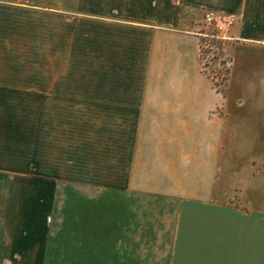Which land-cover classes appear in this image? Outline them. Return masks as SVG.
Returning <instances> with one entry per match:
<instances>
[{
    "label": "crops",
    "instance_id": "0c3cea01",
    "mask_svg": "<svg viewBox=\"0 0 264 264\" xmlns=\"http://www.w3.org/2000/svg\"><path fill=\"white\" fill-rule=\"evenodd\" d=\"M26 1L0 0V264H264V0H52L49 33L41 0ZM78 14L115 17L93 54L76 45ZM209 14L237 18L223 92L192 33ZM27 110L47 178L30 185ZM43 159L74 175L66 262L48 261L59 171Z\"/></svg>",
    "mask_w": 264,
    "mask_h": 264
},
{
    "label": "rangeland",
    "instance_id": "374dc122",
    "mask_svg": "<svg viewBox=\"0 0 264 264\" xmlns=\"http://www.w3.org/2000/svg\"><path fill=\"white\" fill-rule=\"evenodd\" d=\"M61 1V0H60ZM75 2V9L76 11H79L81 9L80 5L82 1L84 0H73ZM89 2L90 6H98L100 5L99 0H85ZM105 1V0H103ZM101 1V2H103ZM41 7L42 10L40 12H42V24L44 26V29L46 30V32H50L49 28H50V24L54 21V17H53V13L51 11V2L52 0H41ZM108 6H113L114 5V0H110V2L107 0ZM104 4V3H102ZM26 5L27 6H31L34 5L32 4L31 0H27L26 1ZM12 17V16H10ZM27 17H31L28 16ZM34 17V16H33ZM66 17H68V22H74L75 24V38H76V45L79 44H83V42H85L86 44H89L90 48H91V53H94V48H98V40L99 36L104 32V29L100 28V24L101 23H105V21L107 23L110 22V20H105V18L107 17V19H115L114 16H105V15H88V16H84L83 14H78V15H66ZM36 19H38L37 21H39V17L38 15H36ZM145 23V22H144ZM147 23V22H146ZM149 23V22H148ZM48 29V31H47ZM208 26L206 24V22L201 23L197 29H195L192 33H194L193 35L196 36L199 39V46H200V42L202 41L203 37L200 36L199 34L202 33H206L208 31ZM93 39V40H92ZM234 42L233 41H227L225 42V51L228 50V46H231ZM44 49H49V47H44ZM50 50V49H49ZM77 55H76V61H75V69L78 71L81 68V62H78L77 60L80 59L82 52L76 51ZM228 56V53L226 51L225 53ZM229 58V57H228ZM230 59V58H229ZM200 60H201V65H202V71L203 73L206 75V77L209 79L210 83L212 84V80L214 79L215 82L220 86V90H224L225 89V69H223L222 67H220V61L219 60H213L212 58H208L207 56H205L204 54H200ZM231 60V59H230ZM97 63V62H96ZM14 66H23L27 68L28 72L33 73L34 71V67H35V63L34 62H27V63H15V64H11ZM39 65V64H37ZM42 66V69L44 71V73L46 71H49L51 69H54V66H56L57 64L54 63H50V62H43L40 64ZM92 67H94V62H91ZM91 70L93 71L94 69L91 68ZM212 79V80H211ZM213 87V85H212ZM214 88V87H213ZM216 90V89H215ZM217 91V90H216ZM220 92V91H219ZM0 114H3L2 112H0ZM13 114V113H12ZM25 117L22 118L24 119V122L21 126V129L26 128V167L28 170V173L26 175V183L28 185L33 184L37 181H39L40 179H45L46 176H41V175H36L34 172L35 168V112L33 110H27L25 113ZM86 116V115H84ZM83 117H80V120H78V124H76V137H80V140L83 138L82 137V130L80 127L81 124H83V122H85L87 120V117L84 119L83 121ZM89 119V118H88ZM80 122V123H79ZM22 124V123H21ZM24 131V132H25ZM47 132H45L43 134V144H44V149L45 150V146L46 144L48 146H50V141H47L45 144V139L50 140L48 137V133H47V137L44 136ZM44 155L46 154H50V152L47 153H42ZM56 154H58L56 152ZM61 156V155H60ZM65 156V155H63ZM51 160H42L41 163V169L43 170H48L50 171L51 169L54 170H58L59 173H56L58 175H56V181L58 182V191H57V198H58V204L57 206L54 208V212L51 215V220H50V249H49V255H48V261H51L49 259H53L52 261H62V262H66L67 261V237H66V233L68 230V227L70 226L68 224V221L70 220H74L73 217H69V215L67 214L68 209H72V208H68L67 204H66V199L68 198L69 193L72 194V192H69L65 189V184L68 182V178L73 177L74 175H67V166L65 164V161H62L61 159L56 160L55 161V165H51ZM53 164V163H52ZM58 164V165H57ZM48 176V175H47ZM47 179V178H46ZM30 188V186L28 187ZM99 192L100 194H107L106 198H114L115 197V192L113 191H96ZM94 192L93 190H86V191H75L74 194L78 197H83V194L86 195V197L90 198V197H96L98 198V193ZM139 199H146L147 196L145 194L139 195L138 196ZM137 212L139 214H146V212L148 210H150L147 206H141L139 205L137 208ZM71 229H76L75 226L73 227V225H71Z\"/></svg>",
    "mask_w": 264,
    "mask_h": 264
},
{
    "label": "built area",
    "instance_id": "2783aa9c",
    "mask_svg": "<svg viewBox=\"0 0 264 264\" xmlns=\"http://www.w3.org/2000/svg\"><path fill=\"white\" fill-rule=\"evenodd\" d=\"M236 23V16L229 15L223 18H216L209 14L206 17V24L209 30L206 33L199 34L203 37L200 42V54H204L213 60L219 58L220 67L223 69L231 67V62L225 54L226 51L224 46L225 42L232 40L229 31ZM221 62H225L226 64L221 65Z\"/></svg>",
    "mask_w": 264,
    "mask_h": 264
},
{
    "label": "trees",
    "instance_id": "16d2710c",
    "mask_svg": "<svg viewBox=\"0 0 264 264\" xmlns=\"http://www.w3.org/2000/svg\"><path fill=\"white\" fill-rule=\"evenodd\" d=\"M221 46V45H220ZM219 58H217L216 60H218ZM229 61L231 62V60L229 59ZM226 63L225 62H221V65H225ZM225 69V84H227L228 82V78H229V75H230V68H224ZM212 80V79H211ZM212 85L214 87V89H216L218 92H223V90H220L219 88V85L215 82V80L213 79L212 80Z\"/></svg>",
    "mask_w": 264,
    "mask_h": 264
}]
</instances>
